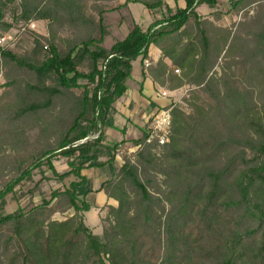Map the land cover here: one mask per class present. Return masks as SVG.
Listing matches in <instances>:
<instances>
[{
    "label": "trees",
    "instance_id": "16d2710c",
    "mask_svg": "<svg viewBox=\"0 0 264 264\" xmlns=\"http://www.w3.org/2000/svg\"><path fill=\"white\" fill-rule=\"evenodd\" d=\"M86 1L0 0V35L38 21L47 33L34 34L23 54L0 47V178L11 175L0 201L42 167L58 180L74 178L29 210L0 215V264H264V14L235 70L228 65L217 78L219 50L195 11L215 0H184L145 31L132 22L109 48V29L101 15L85 13ZM256 1L264 0L235 5ZM133 2L149 10L162 0ZM15 3L19 13L4 22ZM150 46L160 58L142 76L169 91L197 88L192 101L184 99L191 114L171 110L160 157L145 145L115 168L117 143L104 144V133L114 127L113 105L126 92L131 62H151ZM54 156L67 159L66 172L55 171ZM105 166L112 179L95 191L81 172ZM97 192L116 203L103 206L101 235L82 216Z\"/></svg>",
    "mask_w": 264,
    "mask_h": 264
},
{
    "label": "rangeland",
    "instance_id": "374dc122",
    "mask_svg": "<svg viewBox=\"0 0 264 264\" xmlns=\"http://www.w3.org/2000/svg\"><path fill=\"white\" fill-rule=\"evenodd\" d=\"M236 1L237 0H215L213 6L201 5L195 9L198 18L200 20L204 19L209 23L208 28L211 39L219 50L212 70V73H214V76L217 78L221 77L224 72L226 73V66H232L234 60L238 58L240 51H242L241 46L245 44L246 40L251 38L249 33H252L256 29L262 14H264V1H256L246 7L236 6ZM128 6L131 7L137 25L145 31L156 21H166L177 10L182 9L184 7V0H162L161 6L149 10L139 3H134L133 0H87L85 13L92 15L96 19L101 15L106 28H111V30L109 29L110 34L104 38V42L105 40L114 42L123 39L128 34L133 24L132 22H134L127 9ZM16 13H19L18 3L6 9L3 21L12 24V18ZM6 34H8L11 39L7 40L6 43L0 47L6 46L18 54H23L31 49L32 37L34 34L46 36V22L38 21L24 27L20 24H15ZM6 34H2L0 37ZM223 36L226 37L225 43L222 39ZM137 67L138 63L136 62L134 65V75L137 74ZM140 69L142 71L145 69L142 61ZM233 69L235 70L232 66L230 70L233 71ZM174 73L178 75L179 71L176 72V70H174ZM130 81L131 80H128L126 85L127 92L122 98L116 101L118 102V109L123 113V115L120 114V118L118 119L119 127L124 126L125 129L127 126L130 127V138L129 140L116 142L115 135L117 134H112L115 137L110 136V141H105L104 137V144L106 145H114L117 143L116 155H118V162H121V159H129L130 161L135 160V155L140 150L133 149L130 152L129 148L135 146L132 144L133 141L142 137L146 132V122L157 110L170 105L172 109L176 107L186 114H191V109L187 106L184 99L192 101L190 93L192 91H197V88L190 86H183L174 91H169L166 87L156 86L154 88L153 99H158L159 104L150 100L146 103L142 100L144 96L141 94L142 85L137 87L132 85ZM3 83L4 79L0 74V94L2 92L1 85ZM162 90L169 92V95L165 98L159 96L158 94ZM257 90L258 88L255 86V91ZM134 97L135 99H139L137 102L139 107L138 110L134 108L136 105L135 102L131 101ZM96 136L97 133L94 132L89 135V139H94ZM151 152L156 157H160L163 154L162 147L156 150L155 153L152 150ZM51 161L57 173H64L69 169L67 167V159L65 158L54 156ZM43 174L45 178L41 180ZM10 177L11 175L9 174L5 178H0V192L3 191L6 181L9 180ZM94 179L98 180V183H101L103 180L112 179V174L106 166L94 169ZM72 180H74L72 176L63 180H58L54 178L52 172L48 168L42 167L40 172L36 170L32 173L30 180L19 183L13 188L11 193L4 196L0 201V215L14 214L18 211L29 210L33 206L40 204L43 200H49L53 191L66 188ZM71 215V211L65 214L55 213L52 216V220L62 221ZM105 216L106 209L103 207H100L99 211L97 209H91L84 214L85 225L91 229L93 234L101 235L103 227L107 225V223H102L101 220Z\"/></svg>",
    "mask_w": 264,
    "mask_h": 264
},
{
    "label": "crops",
    "instance_id": "0c3cea01",
    "mask_svg": "<svg viewBox=\"0 0 264 264\" xmlns=\"http://www.w3.org/2000/svg\"><path fill=\"white\" fill-rule=\"evenodd\" d=\"M127 9L130 12V15H131L132 20L134 21V23L137 24V22H136V20H135V18L133 16V13L131 11V7L128 6ZM33 23H36V22H33ZM109 29L111 30V28H109ZM112 43L113 42H108V41L105 40L104 47L105 48H109L112 45ZM147 53H148V57L150 58V61H151V62H149L150 65L151 66L155 65V63L157 62V60L160 58V51L157 48H155L154 46H150L148 48ZM136 62L138 63L137 74L134 75V65L136 64ZM166 63H168V62L166 61ZM140 66H141V57H138L136 60H134V61L131 62V73H130V77L126 80L125 84L127 85L128 80H131L130 83L132 85H135L137 87L140 86V85H142L141 94L144 95L142 97V100L145 101L146 103H148L149 100H150V101L155 102L156 104H159L158 103V99H153L154 98V96H153L154 88L156 87V85H154L152 83V81L150 80V78L148 76H145V78L142 76V70L140 69ZM126 92H127V89H126ZM155 100H157V101H155ZM131 101L132 102H135L136 105H135L134 108L135 109L137 108V110H138L139 107H138L137 102L139 101V99L138 98L135 99V97H134L133 99H131ZM117 106H118V102H115V104L113 105V107L115 109L114 127L113 128H110V129H107L105 131V133H104L105 141H110V138H109L110 136H113V137L116 136V142H121L122 140H129V138H130L129 137L130 136V132H131L130 127L127 126L126 129L124 128V126L119 127V123H118L119 120L118 119L120 118V114L123 115V113L118 109ZM112 134H117V135L114 136ZM120 163L121 162H118V155H116V163L114 165L115 168H118L119 165H120ZM81 174L83 176H86L87 178L91 179L93 190L96 191L99 188L100 183H98V180H95L94 179V169L91 168L89 170H84V171L81 172ZM104 205H112V206H115L116 203H115V201H113L111 199H107L106 196L102 192H97L95 194V197H94V205H93V207L91 209H97L99 211L100 210V207L102 208ZM85 213L86 212L82 213L83 221H84V214ZM100 215H101V213H100ZM84 224H85V222H84Z\"/></svg>",
    "mask_w": 264,
    "mask_h": 264
},
{
    "label": "built area",
    "instance_id": "2783aa9c",
    "mask_svg": "<svg viewBox=\"0 0 264 264\" xmlns=\"http://www.w3.org/2000/svg\"><path fill=\"white\" fill-rule=\"evenodd\" d=\"M11 37L6 34L0 37V46L6 43L7 40H10ZM150 66V63L148 61H144V68H148ZM176 72H178L176 70ZM169 95V92L162 90L159 93V96L162 98H165ZM171 110L172 107L165 106L161 109L157 110L155 114H153L150 119L147 121L146 126V137L143 143L137 144L133 146L132 148H129L130 152L131 150H140L143 146H149L152 148V151L155 153L156 150L163 147L166 143H168L169 135H170V126H171ZM89 139V137L87 138ZM85 140L80 141L77 144L83 143ZM75 146V145H74Z\"/></svg>",
    "mask_w": 264,
    "mask_h": 264
}]
</instances>
